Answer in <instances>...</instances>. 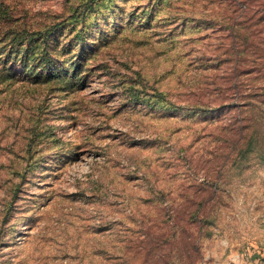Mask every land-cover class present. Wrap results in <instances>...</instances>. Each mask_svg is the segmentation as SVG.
<instances>
[{
    "label": "rangeland",
    "instance_id": "1",
    "mask_svg": "<svg viewBox=\"0 0 264 264\" xmlns=\"http://www.w3.org/2000/svg\"><path fill=\"white\" fill-rule=\"evenodd\" d=\"M249 8L0 0V264L261 256L264 0Z\"/></svg>",
    "mask_w": 264,
    "mask_h": 264
},
{
    "label": "trees",
    "instance_id": "2",
    "mask_svg": "<svg viewBox=\"0 0 264 264\" xmlns=\"http://www.w3.org/2000/svg\"><path fill=\"white\" fill-rule=\"evenodd\" d=\"M244 1V4H245V8L247 9V10H245V11H243L242 13H243V15H241V17L243 16L244 18H246V16H247V13H248V9H249V11H250V6L252 5V1L253 0H243ZM239 15V16H240ZM234 25H237V23H232V30L234 29ZM231 30V29H230ZM232 30H231V32H232ZM48 68H45V70H47Z\"/></svg>",
    "mask_w": 264,
    "mask_h": 264
},
{
    "label": "crops",
    "instance_id": "3",
    "mask_svg": "<svg viewBox=\"0 0 264 264\" xmlns=\"http://www.w3.org/2000/svg\"><path fill=\"white\" fill-rule=\"evenodd\" d=\"M249 264H264V248L261 256L251 259Z\"/></svg>",
    "mask_w": 264,
    "mask_h": 264
},
{
    "label": "built area",
    "instance_id": "4",
    "mask_svg": "<svg viewBox=\"0 0 264 264\" xmlns=\"http://www.w3.org/2000/svg\"><path fill=\"white\" fill-rule=\"evenodd\" d=\"M249 262H250V260H247L245 263H243V264H249Z\"/></svg>",
    "mask_w": 264,
    "mask_h": 264
}]
</instances>
